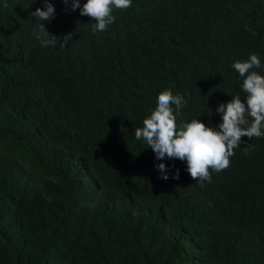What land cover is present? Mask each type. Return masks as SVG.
Returning <instances> with one entry per match:
<instances>
[{"label":"trees","instance_id":"1","mask_svg":"<svg viewBox=\"0 0 264 264\" xmlns=\"http://www.w3.org/2000/svg\"><path fill=\"white\" fill-rule=\"evenodd\" d=\"M50 2L64 48L35 36L41 0H0V264H264V137L197 183L134 136L166 88L214 126L232 62L264 75V0H133L103 32Z\"/></svg>","mask_w":264,"mask_h":264},{"label":"clouds","instance_id":"2","mask_svg":"<svg viewBox=\"0 0 264 264\" xmlns=\"http://www.w3.org/2000/svg\"><path fill=\"white\" fill-rule=\"evenodd\" d=\"M34 0H31V3ZM65 10H79L80 16L94 19L88 24L93 32H103L113 24L115 9H127L133 0H61ZM38 20L36 38L41 47L64 48L72 40V34L55 36L50 34L45 23L55 15L54 4L50 0H41V7L31 13ZM231 68L241 80V94H234L230 100L220 102L214 109L219 122L214 126L192 118L179 120L181 110L187 105L186 96L174 94L166 88L156 96L155 108L143 119L142 126L135 128V139L151 149L154 167L158 178L162 180H178L180 169L166 165V160H179L185 165V171L195 182H211V172H220L230 164L234 149L244 141L264 137V75L256 69L261 68V58L256 53L247 59L235 60ZM243 97V100H241ZM209 118L213 110L206 107Z\"/></svg>","mask_w":264,"mask_h":264}]
</instances>
